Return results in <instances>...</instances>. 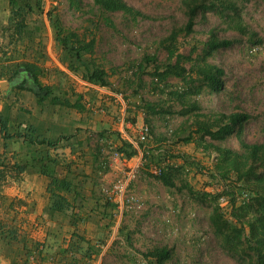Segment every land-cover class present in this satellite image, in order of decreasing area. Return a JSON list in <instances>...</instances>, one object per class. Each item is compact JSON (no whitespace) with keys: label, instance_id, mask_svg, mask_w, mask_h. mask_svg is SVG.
<instances>
[{"label":"trees","instance_id":"trees-1","mask_svg":"<svg viewBox=\"0 0 264 264\" xmlns=\"http://www.w3.org/2000/svg\"><path fill=\"white\" fill-rule=\"evenodd\" d=\"M0 1L6 5V16L3 22L0 21V78L6 73V80L16 84L12 90L31 93L41 107L51 105L78 110L83 108L80 96L74 103H69L54 96L52 87L40 82L42 65L47 60L42 33L44 14L52 31L53 41L61 53L58 63L90 85L113 90L107 72L93 60L95 38H87L66 29L55 13L54 5L44 13L45 0ZM56 1L59 0H51L52 3ZM66 1L72 11L84 10L82 0ZM92 7L91 13L96 8L100 12L99 21L109 28H114L113 21L107 16L110 13L120 14L134 25L140 21L153 20V17L125 0H92ZM180 7L184 23L174 25L168 35L158 42L159 48L166 53L165 62L158 63L154 55L146 56L145 60L152 68L149 72L150 87L160 93V102L170 101L176 104L179 107L178 114L185 118L173 132L171 143H193L206 152L208 166L194 161H189V164L202 171L209 181L217 184L212 192L193 190L187 182L182 187L195 200L209 204V225L226 255L235 258L239 264H264V142L250 143L246 140L244 129L251 119L248 113H201L199 103L193 99L204 90L211 94L223 90L224 70L208 59L219 49L232 46L235 40L219 38L211 30L205 42L191 43L188 54L179 50V37L192 34L198 16L205 18L207 13L213 14L225 26V30L235 32L240 39H244L249 50L261 47L263 38L245 22L237 0H180ZM17 51H21L25 59L14 61L12 57ZM21 76L24 77L23 80H20ZM169 77L180 80L182 86L173 90L161 87ZM115 91L118 92L116 89ZM1 96L7 98V95ZM158 106L159 102L147 101L127 105L124 123L135 125L139 111L157 114ZM229 136L236 138L239 150L214 143ZM95 137L93 133L86 131L83 139L70 135L50 140L37 134L33 127H26L24 131L18 129L0 114V251L19 250L20 261L17 259V264H43L47 260L43 244L33 236L37 226L27 229L25 220L18 218V210L28 206L26 197L6 194L8 187H17L24 180L28 170H36L47 181V209L44 213L48 217L55 214L62 216L61 223L52 225L53 231L50 234L62 236L65 247L59 251L58 259L52 260V264H96L102 247L107 244L114 228L116 235L122 236L126 244H131L124 226L116 225V204L105 193L100 195L94 190L89 191L90 195L84 193L81 187L84 180L77 181V178L86 180L92 177L78 169L75 160L91 157L92 173L98 176L109 170L101 157L100 141H112V152L126 160L136 157L138 150L129 141L121 139L116 132L105 131L97 133ZM150 137L151 130L145 144ZM19 139L23 140L29 150L24 160H17V153L7 150L8 142L15 143ZM91 141L95 142L93 146ZM145 144H139L138 148L141 149ZM158 150L161 151L153 153ZM169 156L168 150L157 145L144 159L153 165ZM73 165L77 168L72 169ZM181 166H166L155 177L166 188H173V176L183 170ZM239 191L247 195L245 200L240 199ZM220 197L227 199L226 209L220 206ZM91 219L99 229L96 237H90L80 229L81 223H87ZM139 254L144 264H168L172 257V251L167 246H156Z\"/></svg>","mask_w":264,"mask_h":264},{"label":"rangeland","instance_id":"rangeland-1","mask_svg":"<svg viewBox=\"0 0 264 264\" xmlns=\"http://www.w3.org/2000/svg\"><path fill=\"white\" fill-rule=\"evenodd\" d=\"M125 1L153 17V20L140 21L134 25L122 15L110 13L107 16L113 21L114 28H109L99 21L100 12L96 8L91 13L92 0H82L84 8L82 12L70 10L66 0L53 3L51 0H45L44 13L54 5L55 13L66 29L85 35L87 38H95L93 60L107 72L113 90L88 85L79 76L73 75L58 63L57 59L61 53L53 41L52 31L44 14L42 33L47 60L42 65L40 82L52 87L54 96L69 103H74L80 96V105L83 108L78 110L51 105L40 107L31 93L12 90L16 84L9 82L7 98L1 96L3 93L0 90V114L9 111L16 115L23 109L28 113H35L38 120L57 119L58 121L61 116L62 120L70 119L73 125L80 127H94V123L89 121L102 117L116 127L121 118L120 101L117 100L118 98L114 101L110 99L106 91L119 96L125 106L144 101L159 102L157 114H145L139 111L136 124L149 126L151 137L145 146L150 152L160 145L168 150L170 154L168 158L174 165L178 167L182 165L183 170L173 176L175 186L166 188L149 172L151 164L145 161L140 166L129 187V192L137 198L141 209L124 210L121 215L117 208L115 210L116 225L124 226L125 232L130 236L131 244H126L122 236L116 235L114 228L107 244L102 247L96 264H144L139 253L156 246H167L172 251L168 264H239L235 258L226 255L219 247L209 225V204L195 200L187 189L182 187V184L187 182L193 190L212 192L216 189L215 182L209 181L202 171L189 164V161H194L208 166L207 153L198 149L193 143H171L173 132L185 121V118L178 114L179 107L176 104L170 101L160 102V93L150 87L149 72L152 68L145 57L154 55L158 63L165 62L166 53L159 48L158 42L168 35L174 25L180 26L184 23L180 0ZM237 3L245 22L263 38L261 47L249 50L243 42L244 39H240L235 32L225 30V26L213 14L207 13L205 18L198 16L192 34L188 37H179V50L188 54L191 43L205 42L211 30L219 38L235 40L232 46L219 49L208 59L224 70L223 90L214 94L204 90L193 99L199 103L201 113L229 114L238 111L248 113L251 119L244 129L246 140L250 143L264 142V0H237ZM5 9V3L0 1L1 22L6 16ZM12 58L14 61L25 59L21 51L15 52ZM6 76L5 73L0 78V83L8 82ZM23 79L24 77L21 76L20 80ZM27 85L30 83L27 82ZM162 86L173 90L182 84L180 80L169 77L161 84ZM128 124L131 126L130 123ZM89 131L94 137L97 134L92 128ZM108 141V139L100 141L101 157L109 168L105 174L95 176L92 173L91 157L75 160L78 169L92 177L86 180L82 177L77 178V181L84 180L81 187L87 195H90V190L100 195L104 193V189H109L114 181L135 162L131 161L128 165L115 162L112 157L114 153L112 143ZM91 143L92 146L95 144L94 141ZM214 143L239 150L234 136ZM211 157H214V154H211ZM75 168L77 167L73 165L72 169ZM80 229L90 237L99 235L97 224H94L92 219L87 223H81ZM48 248L50 247L47 246Z\"/></svg>","mask_w":264,"mask_h":264},{"label":"crops","instance_id":"crops-1","mask_svg":"<svg viewBox=\"0 0 264 264\" xmlns=\"http://www.w3.org/2000/svg\"><path fill=\"white\" fill-rule=\"evenodd\" d=\"M106 93L109 94L110 99H113V101L115 100L110 92L106 91ZM120 112L121 118L116 127L113 126L112 122L108 123L107 119H104L102 117L99 119H95L94 121H89L94 123V127H80L78 125H73L70 119L62 120L61 116H59L58 121L57 119L38 120L36 119L35 113H28L23 109L18 111L16 115H14L12 112L6 111L3 116L10 121V124L17 126L18 129L24 131L26 127H33L37 134H39L41 137H45L50 140H55L57 138L70 135H75V137L83 139L85 136V132L89 131L90 128H92L96 133H101L105 131L116 132L119 134L121 139L133 143V141H135L137 137L140 126H137V124L130 126L128 123H124L122 108H120ZM128 128L129 130L127 131ZM108 142L112 143V141ZM7 145V150L9 152L15 151L17 153V160L25 159L26 153L29 150L26 148V144L23 142L22 139H19L15 143L8 142ZM16 145L17 147L19 146L20 149L19 147L17 148ZM139 156L140 154L138 152L136 157L129 160L125 159L126 161H120L114 158L112 155L113 160L117 163H120L121 165H128L131 161L138 160ZM46 182V179L40 176L36 172V170H28L25 173L24 180L17 187H8L6 189V194H8L9 196L17 195L20 198L26 197L28 206L26 208H21L18 210V218H22L25 220L24 224L27 229H29L30 226L33 225L37 226V229L33 231V236L44 246L43 253L47 260L43 264H52V260L56 261L58 259V253L62 248L65 247V244L63 243V238H61L62 236L55 237L50 234V232L53 231L52 225L58 222L61 223L62 216L55 214L53 217H48V215L44 213L47 209V196L45 194ZM47 246H49L50 248L47 249ZM12 251H0V264H17V259L20 261L18 255L19 250L15 249L14 252ZM32 263L33 262H31V264Z\"/></svg>","mask_w":264,"mask_h":264},{"label":"built area","instance_id":"built-area-1","mask_svg":"<svg viewBox=\"0 0 264 264\" xmlns=\"http://www.w3.org/2000/svg\"><path fill=\"white\" fill-rule=\"evenodd\" d=\"M112 97H115V100L116 98H118L117 100L120 101V105L123 113V119H124L125 108H126L125 104H123L119 96L112 94ZM149 130L150 129L147 124H142L140 126L137 137L135 141H133L132 143L140 154L138 160H136L134 164L130 167V169L127 170L121 177L117 178L109 189H104L103 191L109 197V199L116 204V208L119 211V215H121L124 210L137 211L141 209V204L139 203L137 198L134 197V195H132L129 192V187L131 183L134 181L138 169L145 162L144 159L145 155L149 152L148 147H146L145 145L141 149L138 148L139 144H145V142L147 141ZM160 151L161 150L154 151V154H157ZM113 157L120 161H126L125 159H122L120 155L116 152L113 153ZM172 165H174L173 161L167 158L161 162L151 165L149 168V172L153 176H158L165 170L166 166H172ZM239 194L241 195L240 197L241 200L246 199L247 196L246 194L241 193V191H239ZM219 204L220 206L226 209L227 199L225 197H220Z\"/></svg>","mask_w":264,"mask_h":264},{"label":"water","instance_id":"water-1","mask_svg":"<svg viewBox=\"0 0 264 264\" xmlns=\"http://www.w3.org/2000/svg\"><path fill=\"white\" fill-rule=\"evenodd\" d=\"M8 87H9V82H1V83H0V90L2 91V93H3L4 95L7 94Z\"/></svg>","mask_w":264,"mask_h":264}]
</instances>
